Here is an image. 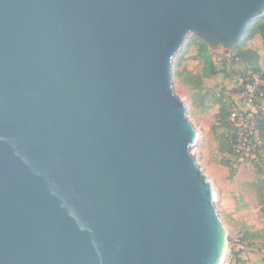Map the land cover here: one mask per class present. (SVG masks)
Wrapping results in <instances>:
<instances>
[{"label": "water", "instance_id": "95a60500", "mask_svg": "<svg viewBox=\"0 0 264 264\" xmlns=\"http://www.w3.org/2000/svg\"><path fill=\"white\" fill-rule=\"evenodd\" d=\"M263 17L264 0H0V264H219L173 65L190 36L231 52Z\"/></svg>", "mask_w": 264, "mask_h": 264}, {"label": "rangeland", "instance_id": "374dc122", "mask_svg": "<svg viewBox=\"0 0 264 264\" xmlns=\"http://www.w3.org/2000/svg\"><path fill=\"white\" fill-rule=\"evenodd\" d=\"M197 38L194 35L188 38L175 58L173 74L175 92L186 102L189 119L197 131V141L191 152L212 184L215 204L225 228L226 248L222 264H264V238L254 237L244 244L240 243L246 232L254 235L264 230V217L260 212L261 203L264 202V147L255 157L233 159V169L225 167L223 162L231 157L222 150L221 136L224 129L216 119L219 111L217 94L231 101L230 93L232 95V91L240 84L239 79H244L237 72L243 74L244 68L241 64H234L228 67L226 74L205 80L201 91V96L206 95L204 104L201 98L194 99L198 91L184 85L182 78H177L175 72L186 69L198 74L201 71L202 66L196 60ZM245 39L246 36L243 40L245 47L259 54L260 69L264 73V41L259 35L247 41ZM182 54L177 67V58ZM246 75L248 78V73ZM259 136L264 144L263 134L259 133ZM234 252H240L238 258L233 256Z\"/></svg>", "mask_w": 264, "mask_h": 264}, {"label": "trees", "instance_id": "16d2710c", "mask_svg": "<svg viewBox=\"0 0 264 264\" xmlns=\"http://www.w3.org/2000/svg\"><path fill=\"white\" fill-rule=\"evenodd\" d=\"M255 35H259L261 39L264 41V17L260 20L253 23L248 33L246 34V39L250 40ZM198 39L197 44V55L196 60L200 63L202 66L201 71L198 74H193L192 72L188 70H183V72H175V76L179 79L182 78V83L184 85H187L191 87L192 89L198 91L197 94L194 95V99L201 98L202 102L204 104V99L206 98V95L201 96V91L204 85V81L207 79H210L212 77L218 76L220 74H226L228 67H231L234 64H241L244 68L243 74H240L241 72H237L238 75H243L244 80L247 79V73L251 71L252 73L259 75L261 78L264 79V73L260 69L259 65V54L255 52L254 50L247 49L245 47V42H242L240 46L231 52H225V53H218L216 54L213 52V50L210 49L209 45L202 40L201 38ZM183 54L177 58L176 66L178 67L180 65V60ZM246 77V78H245ZM242 92V87L238 85L234 91H232V95L238 94ZM230 93V100L227 98H224L222 94H217L216 102L219 105V111L216 116V119L220 123L221 127L224 129V132L221 136V141L223 144L222 150L227 152L228 155L231 157V159H227L225 162H223V165L225 167H230V169H233V164L236 160L241 158H246V156L239 151L238 148V131L233 126L231 120H230V113L233 106V98ZM259 133L263 134L264 137V122L259 125ZM264 147V144L262 146V149ZM228 150H227V149ZM261 149V151H262ZM235 159V161H233ZM261 215L264 217V202L261 203ZM264 238V230H261L260 232H255V234H250L249 232H246L245 236L240 240L241 244L246 243L250 238ZM240 252H234L233 256L238 258Z\"/></svg>", "mask_w": 264, "mask_h": 264}, {"label": "built area", "instance_id": "2783aa9c", "mask_svg": "<svg viewBox=\"0 0 264 264\" xmlns=\"http://www.w3.org/2000/svg\"><path fill=\"white\" fill-rule=\"evenodd\" d=\"M239 81L242 92L232 95L230 120L238 131L239 151L255 157L263 146L259 125L264 122V79L249 71L248 78Z\"/></svg>", "mask_w": 264, "mask_h": 264}, {"label": "bare ground", "instance_id": "6f19581e", "mask_svg": "<svg viewBox=\"0 0 264 264\" xmlns=\"http://www.w3.org/2000/svg\"><path fill=\"white\" fill-rule=\"evenodd\" d=\"M225 248H226V245H225ZM225 248H224V251H223L222 259H221L219 264H222V261H223L224 255H225Z\"/></svg>", "mask_w": 264, "mask_h": 264}]
</instances>
